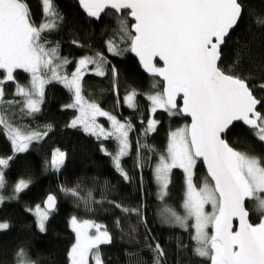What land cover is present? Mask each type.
Listing matches in <instances>:
<instances>
[{
	"label": "snow or ice",
	"instance_id": "obj_1",
	"mask_svg": "<svg viewBox=\"0 0 264 264\" xmlns=\"http://www.w3.org/2000/svg\"><path fill=\"white\" fill-rule=\"evenodd\" d=\"M80 6L89 17L99 18L106 9L118 14V32L105 42L107 51L113 55L132 52L139 58L143 69L153 76L162 77V91L146 94L150 101L149 111L155 114L163 109L169 115L190 116L191 123L185 124L168 134L166 151L158 154V162L153 167V177L158 186V199L164 201L168 195L173 169H182L185 176V192L182 203L183 214L166 208L163 222L184 230L191 228L194 242L193 254L209 261L210 264H264V157L237 150L223 138L234 122H242L259 142L264 143V112L258 105L264 103L253 93L248 78L226 71L219 66L222 59V46L231 31L238 27L243 18V0H79ZM44 19L34 24L27 0H0V126L10 141L13 155L0 156V205L18 199L27 189L30 180L19 179L13 185L12 194L3 195L7 181L5 171L18 153H24L35 142L44 139L51 131V125L24 131L14 126L7 118L6 106L21 104L22 115L34 116L41 111L44 102L45 85L53 81L61 83L72 93V103L65 108H75V116L69 127H80L83 132L97 140H114L115 152H109L101 143V151L112 159L113 166L125 181L131 179L122 166V158L129 155L131 142L129 134L134 130L130 120L121 121L117 116L105 111L95 101H88L83 95L82 80L89 70L98 76H105L110 63L102 52L95 51L75 61V70L66 71L73 61L59 54V44L48 47L44 33L57 30L63 17L54 0H42ZM124 13V15H121ZM134 23L128 24V17ZM255 24L264 26V16H257ZM73 44L79 45L74 40ZM123 45V47L121 46ZM163 62L157 66L155 58ZM240 54L234 65L238 66ZM23 70L30 74L27 85L15 81V71ZM113 90H116L117 69L111 67ZM15 82L14 96L21 99H5L4 85ZM264 89V81L258 85ZM136 92L124 97V102L135 108ZM182 99V106L177 98ZM98 117H106L110 128L97 122ZM143 120L141 124L143 125ZM159 121L149 117L141 135L147 138L156 131ZM137 166L140 151H154L147 143L137 141ZM67 154L59 148L52 151L47 167L59 171ZM199 162L206 166V175L195 182ZM79 185L73 188L61 186V191L83 202L86 209L97 201L91 190L81 196ZM246 200H252L260 214L259 223H251ZM128 216H136L137 224L129 223L127 231L117 218L116 227L121 238L130 243H140L136 238L137 227L144 226L147 233L143 247L153 254V264H162L165 250L147 228L143 204L138 207L125 206L116 201H106ZM56 197L49 194L44 207L35 206L36 223L40 232L46 231V221L55 210ZM210 207L211 211L207 208ZM239 221L234 229L233 220ZM191 221V224H190ZM70 227L75 233V242L67 256L69 264H105L101 245L113 241L107 227L94 221L70 218ZM10 228V224L0 221V231ZM95 230L94 232L91 230ZM211 229V232H209ZM183 248L184 245L180 244ZM139 253L128 252L131 258ZM16 264H38L23 249H17Z\"/></svg>",
	"mask_w": 264,
	"mask_h": 264
},
{
	"label": "trees",
	"instance_id": "obj_2",
	"mask_svg": "<svg viewBox=\"0 0 264 264\" xmlns=\"http://www.w3.org/2000/svg\"><path fill=\"white\" fill-rule=\"evenodd\" d=\"M34 24L39 25L44 19L42 0H27ZM244 12L238 27L231 31L226 43L222 46V59L219 66L237 75L248 78L249 86L254 95L264 101V89L258 85L264 81V26L255 24L257 16H264V0H243ZM54 4L63 20L57 30L44 33L49 42L48 47L59 44V54L73 61L67 67L73 69L75 61L95 51L102 52L110 62L106 66L105 76L87 72L82 80L83 95L97 102L102 109L130 120L134 126L131 132V149L129 155L122 158V166L127 171L130 180L125 181L113 166L110 156L101 151V143L109 152H115L114 140H97L83 132L80 127L68 125L75 117L73 108H65L71 103L72 93L58 82L45 85L44 102L41 111L34 116L22 115L21 104L6 106L7 118L14 126L24 131L51 125V131L39 142L33 141L29 150L15 155L10 167L5 171L7 181L3 195L12 194L13 185L19 179L30 180L27 189L19 194L18 199L6 201L0 205V221H7L10 228L0 231V264H16L14 260L17 249L23 248L31 259L38 264H69L67 253L74 242V234L69 227L72 216L80 220L88 219L107 227L113 237L109 245H101V253L105 264H153V254L143 247V238L147 234L142 225L137 227L136 238L140 243H130L127 238H121V231L116 227V219L120 218L121 226L127 231L129 223L137 224L138 218L128 216L106 201H116L125 206L138 207L143 204V212L148 221L147 228L151 237L159 241L165 250L162 264H210L193 254L194 242L190 239L192 229L187 231L178 226L163 222V208L175 211L182 209L185 191V178L181 169H173L168 195L164 201L159 200L158 186L153 177V167L158 162V154L166 151L170 130L188 124L183 115H169L165 110H157L153 118L159 121L156 131L149 133L146 140L141 135L150 117L147 95L152 93L153 83L156 90L162 91V80L158 76L142 71L138 60L132 53L123 52L113 55L107 51L105 42L118 32V14L106 10L99 20H91L81 11L74 0H54ZM121 15H124L122 13ZM128 24L133 22L128 17ZM76 40L79 45L73 44ZM123 47V45H121ZM240 54L239 65H234ZM157 66L161 64L155 61ZM117 69L115 80L116 90H113L111 67ZM3 75L0 70V76ZM15 81L27 85L30 74L16 70ZM5 99H21L14 96L15 82L4 85ZM135 90V108H129L124 103V97ZM180 106V102L178 101ZM258 110L264 112V103L258 105ZM143 120V125L141 121ZM237 150L264 157V143L254 137L252 131L242 122L235 123L223 136ZM147 143L154 151L142 149L140 163L137 166V141ZM112 145V146H111ZM56 148L66 152L67 157L59 171H53L45 162L51 161L52 151ZM13 155L10 141L7 139L3 126H0V156ZM206 175V169L199 162L196 169L195 182ZM79 185L81 196H86L91 190L92 196L99 204H91V210L84 203H78L76 198L61 191V186L73 188ZM48 194L56 197L55 210L46 221V231L40 232L34 215L29 211L36 205L42 206V201ZM246 202L251 223H259L261 216L249 208ZM252 207V206H251ZM250 209V210H249ZM211 232V229H209ZM182 244L185 247L181 248ZM128 252L139 253L131 258L125 256Z\"/></svg>",
	"mask_w": 264,
	"mask_h": 264
},
{
	"label": "rangeland",
	"instance_id": "obj_3",
	"mask_svg": "<svg viewBox=\"0 0 264 264\" xmlns=\"http://www.w3.org/2000/svg\"><path fill=\"white\" fill-rule=\"evenodd\" d=\"M79 58H77V60H78ZM75 67H76V64L74 65V67H73V69L69 72V70L66 68V71L68 72V73H71L72 71H74L75 70ZM94 66L93 65H89L88 66V68H89V70L87 71V72H90V73H93V74H95L94 72H92L91 71V69L93 68ZM86 72V73H87ZM85 73V74H86ZM96 75V74H95ZM83 86V85H82ZM129 93H131V92H129ZM128 93V94H129ZM127 94V95H128ZM126 96V95H125ZM147 97V96H146ZM72 99H73V97H72ZM87 99V98H86ZM88 101H93V100H89V99H87ZM71 103H72V100H71ZM97 103V102H96ZM125 103V102H124ZM126 104V103H125ZM148 104H149V108H150V101L148 102ZM127 105V104H126ZM128 106V105H127ZM129 107V106H128ZM130 108V107H129ZM74 110H75V112H76V114H75V116H77L78 114H79V112H78V110L77 109H75V108H73ZM159 110H163V109H159ZM153 114H151L150 113V116H152ZM117 118L118 119H120L121 121H126V120H123V119H121L120 117H118L117 116ZM152 118H153V116H152ZM97 122L99 123V124H101V125H103L105 128H110V122L107 120V118L106 117H98L97 118ZM183 127V126H182ZM131 136V133L129 134V137ZM112 146V145H111ZM115 146L117 147V145L115 144ZM182 170V169H181ZM183 171V170H182ZM184 178H185V176H184ZM185 192V191H184ZM250 202V206H249V208L252 210V212H253V210L254 211H256L255 210V205H254V202L252 201V200H249ZM252 206V207H251ZM41 208H43V207H41ZM167 207H165V208H163V211H162V217H163V214H164V211H165V209H166ZM249 209V210H250ZM207 210L208 211H211V208L210 207H208L207 208ZM33 215H34V217H35V220L37 219L36 218V215H35V208H32V209H30L29 210ZM176 212H178L179 214H183V212H184V210H183V208L181 209V210H178V211H176ZM257 212V211H256ZM258 213V212H257ZM259 214V213H258ZM92 221V220H91ZM69 222H70V219H69ZM95 222V221H94ZM97 223V222H96ZM37 224V223H36ZM98 224H100V223H98ZM190 224H191V221H190ZM102 225V224H101ZM69 227H70V223H69ZM70 229L72 230V228L70 227ZM91 231H95L94 229L93 230H91ZM72 232H73V230H72ZM192 232H193V230H192ZM210 232V231H209ZM73 234H74V242H75V233L73 232ZM194 234V233H193ZM73 242V243H74ZM89 264H94V262L90 259L89 260Z\"/></svg>",
	"mask_w": 264,
	"mask_h": 264
},
{
	"label": "water",
	"instance_id": "obj_4",
	"mask_svg": "<svg viewBox=\"0 0 264 264\" xmlns=\"http://www.w3.org/2000/svg\"><path fill=\"white\" fill-rule=\"evenodd\" d=\"M74 1H76V2L78 3V5H79L81 11L86 15L87 18H89V19H91V20H95V21L99 20L100 17H99V18H96V17H89V16L86 14V12L83 10V8L80 6V4H79V0H74ZM106 10H111V9H106ZM106 10H105V11H106ZM112 11H114V10H112ZM102 14H103V13H101V15H102ZM101 15H100V16H101ZM129 18H130V20L134 23V19L131 18L130 16H129ZM131 53H132V52H131ZM132 55L135 56V57L137 58L138 63H139V65H140L142 71L145 72V73H147V74H150V73L146 72V71L143 69L142 65H141L140 62H139V58L135 55V53H132ZM155 61H158V62L161 64L160 66H163V62L160 61L158 57L155 58L154 62H155ZM160 79L163 80L162 77H160ZM177 101H179V102H180V106H182V99H181L180 97L177 98ZM182 115H183V117H185V118L188 119V124H190V123H191V118H190V116H187L186 114H182ZM235 123H237V122H234V124H235ZM231 127H232V126H230V128H231ZM246 127H247V126H246ZM230 128H229V129H230ZM224 135H225V134H224ZM224 135H223V136H224ZM203 165H204V164H203ZM204 168L206 169V166H205V165H204ZM48 195H49V194H48ZM48 195H46L45 198H44L43 201H42V206H43V207H44V201L46 200V198H47ZM52 195H54V194H52ZM54 196H55V195H54ZM247 201H248V200H246V202H247ZM245 206H246V205H245ZM238 226H239V221H238L237 219L234 218V220H233V227H234V229L237 228Z\"/></svg>",
	"mask_w": 264,
	"mask_h": 264
}]
</instances>
